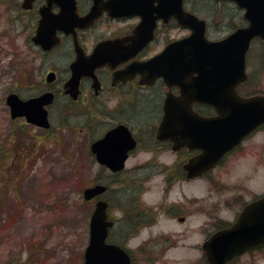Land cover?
<instances>
[{
  "label": "flooded vegetation",
  "instance_id": "af4514ba",
  "mask_svg": "<svg viewBox=\"0 0 264 264\" xmlns=\"http://www.w3.org/2000/svg\"><path fill=\"white\" fill-rule=\"evenodd\" d=\"M97 1V4L102 6L100 13L91 19L89 24L77 26L76 17L89 15L96 6L95 0H0V7L5 5L3 10H5V16L8 17L11 30H14V33L23 30L29 32V43L35 49L40 62L47 56L57 58L54 65L41 64L39 66L42 70L45 69L40 78L42 86L40 90L31 93L32 76L25 72L17 73L11 77L12 88L6 96L13 93L20 99L27 100L50 93L51 101L41 106L46 109L50 124V107L58 100L59 95L64 97L66 103L72 105L87 103L88 106L82 107L80 115H86L90 121H96L98 117L102 118L100 122L106 124L103 132L94 136L90 144L118 124L126 126L131 134L133 146L126 150L123 166L120 169L113 171L108 166L99 164L90 145L87 147L96 173L93 184L103 183L102 176H107L109 180L107 184L104 183L106 189L103 193L107 218L112 221L108 231L109 236L119 220L120 233L113 240L127 251L130 264H135L134 256L137 252L153 257L159 251L163 253L170 249L183 253L191 249L196 250L198 256L205 264H208L207 253L202 243L213 233L230 227L247 203L264 195V138L256 137L257 134L264 132V122L255 129L242 135L239 134V139L222 151L220 148L223 144L207 140L205 137L207 128L203 129L200 122L182 123L173 114L169 127L167 129L161 127L164 97L167 92H170L174 99L178 98L181 95L179 85L167 86L160 77H156L150 83H145L142 73L126 72L127 76H123L122 72L127 71L133 62L146 59L158 52L167 41L181 38L189 33V29H183L187 31L185 34L170 37L168 31L175 28L182 29L172 18L166 22L157 19L151 39L134 55L122 57L126 49L124 51L113 50L111 60L115 64L110 65L106 61L96 66L94 68L95 79L92 76H81L76 98L72 97L67 92L65 84L71 76L70 64L76 58V45L86 56L90 55L97 44L104 40L124 39L123 44L127 46L131 43L129 37L134 34L135 28L142 21L138 13H130V8L135 6L139 0H114L115 8H112V3H109L111 0ZM108 8L118 13L124 10L130 11L126 14L113 15ZM63 16L65 19L61 20ZM236 28L235 25H225L223 31L226 34L219 39ZM38 30L42 33L38 34ZM104 31L107 33H103ZM159 35L164 37H159ZM160 38L163 45L158 48ZM52 40L54 41L51 42ZM252 42H259L262 45L263 57L264 40L255 38ZM248 52L249 50L246 56V78L235 86L238 97L264 94L261 90H245L251 83L250 69L248 70L251 62L248 61ZM118 53L120 54L117 55ZM32 61H34L33 58ZM30 79V84L25 83ZM186 79L191 80L188 75ZM184 91L191 92V88ZM107 93L112 98H106ZM6 96L4 102L9 110L11 121L18 122L22 126L41 128L29 121L25 113L12 116ZM189 107L190 112L200 117L218 115L214 107L206 102L193 100ZM144 152L148 154L146 158L142 155ZM209 160L210 163H208ZM256 166L258 168L253 170ZM221 173H224V177L225 174L228 176L242 175L241 177L246 180L245 187H238L237 191L231 189V196L225 197L224 204L212 201L210 204L206 200V191L221 192L222 187L227 185L225 183L227 180L223 179ZM145 178H153L156 184L159 183L157 187L161 190L160 200L152 206L143 202L139 203L136 200L137 197H134L135 193L143 192L141 186L144 180L146 181ZM115 179L121 181L124 198L127 199L128 193L133 192L130 199L124 201L126 203L117 204L120 210L119 219L112 212V199L109 193L107 194L112 191L111 180ZM250 191L254 195L249 199ZM237 203L239 208L235 210L232 218H224L218 213L220 208L228 209ZM194 211L201 215L203 220L192 226L189 219ZM159 217L165 218L171 226H178V228L181 226V228L176 232L172 229L169 231L157 229L155 233L147 234L135 246H131L130 243L134 242L132 240L141 228L155 227ZM190 229L192 232H196L195 229H197L201 240L196 243L189 240L181 243L180 241L188 236ZM263 249L264 246L246 251L239 256ZM237 257L228 264H231Z\"/></svg>",
  "mask_w": 264,
  "mask_h": 264
},
{
  "label": "rangeland",
  "instance_id": "374dc122",
  "mask_svg": "<svg viewBox=\"0 0 264 264\" xmlns=\"http://www.w3.org/2000/svg\"><path fill=\"white\" fill-rule=\"evenodd\" d=\"M190 3L195 10L191 9ZM185 5L206 20L207 36L211 39L226 34L223 31L225 24L241 22L242 10L230 1L185 0ZM3 7L5 5L0 7V264H82L88 240V219L94 204V200L83 198L82 191L93 183L96 175L87 147L94 136L103 132L106 124L100 122L102 118L90 121L86 115H80L87 103L72 105L60 95L50 107V129L22 126L11 121L4 97L12 88V75L29 73L33 78L30 89L34 93L42 88L40 78L45 69L39 66L54 65L57 58L47 56L40 62L29 43V32L23 30L14 33ZM105 31L103 33H107ZM186 32L175 28L167 33L173 37ZM162 45L160 38L158 48ZM261 47L259 42H254L249 49L251 83L245 88L246 91H264V54L262 57ZM29 81L31 79L25 83ZM106 95V98H112L109 93ZM256 137L264 138V132ZM142 155L144 158L148 156L146 152ZM221 176L227 180V185L222 187L221 192L206 191V200L210 204H224L225 197L231 196V189L237 191L238 187H245L246 180L242 175L225 174L224 177V173H221ZM101 180L106 184L109 182L107 176H102ZM158 185L153 178L144 180L141 186L143 192L134 194L137 202L150 206L157 203L161 198ZM110 186L112 191L107 194L112 199V212L119 219L117 204L126 203L124 201L130 199L133 192H129L126 199L121 190V181L111 180ZM253 195L250 191L249 199ZM238 208L237 203L228 209L220 208L218 213L228 219ZM189 220L193 226L203 218L194 211ZM119 224L117 220L110 239L113 240L120 233ZM155 225L141 228L132 240L134 242L131 241V246L157 229L176 232L181 228L171 226L162 217L157 218ZM190 230L181 243L201 240L197 229L196 232ZM134 261L135 264H205L198 251L193 249L187 253L174 249L163 253L159 251L153 257L137 252ZM231 264H264V249L239 256Z\"/></svg>",
  "mask_w": 264,
  "mask_h": 264
},
{
  "label": "water",
  "instance_id": "95a60500",
  "mask_svg": "<svg viewBox=\"0 0 264 264\" xmlns=\"http://www.w3.org/2000/svg\"><path fill=\"white\" fill-rule=\"evenodd\" d=\"M232 1L244 9L243 16L248 24L222 39L209 40L205 37V21L184 10L182 0H139L130 8V13H138L142 21L129 37V45L123 44L124 39L104 40L87 56L76 45V58L70 64L71 76L65 84L67 92L75 97L81 76L88 75L95 79L96 66L106 61L110 65L115 64L111 60L113 50L126 49L122 57L134 55L151 38L155 19L159 17L165 21L173 16L179 24L190 29V34L169 42L159 53L147 60L133 62L127 71L122 72L123 76H127L126 72H138L144 74L143 81L146 82L161 76L167 86L179 85L181 95L178 98L174 99L170 92L164 98L161 127H169L173 114L182 123L200 122L203 129L207 128V140L223 144L220 148L222 151L235 143L239 134L242 135L264 122V95L239 98L234 89L245 78V52L250 39L254 36L264 38V0ZM95 3L96 6L89 15L76 17L77 26L89 24L100 13L102 6L97 4V0ZM109 3L115 8L114 0ZM130 10L119 13L110 11L113 15H120ZM63 19L65 16L61 17ZM37 33L42 32L38 30ZM187 75L190 81L186 79ZM190 88L191 92L184 91ZM193 100L213 105L218 115L204 118L190 112L189 104ZM6 101L11 107L12 116L25 113L29 121L43 127L49 126L46 110L41 106L51 101L50 93L27 100H21L10 93ZM132 146L129 130L123 124H118L94 141L91 150L99 163L105 164L111 170H117L123 166L126 150ZM104 189L105 186L101 184L88 186L83 190V197L90 199ZM105 209L104 200L95 202L89 217L88 241L82 264H130L129 255L123 248L106 241L108 227L112 223L107 219ZM263 244L264 196L247 204L233 226L213 234L203 247L210 264H227L234 256Z\"/></svg>",
  "mask_w": 264,
  "mask_h": 264
},
{
  "label": "trees",
  "instance_id": "16d2710c",
  "mask_svg": "<svg viewBox=\"0 0 264 264\" xmlns=\"http://www.w3.org/2000/svg\"><path fill=\"white\" fill-rule=\"evenodd\" d=\"M190 6L192 7L191 9H194V6H192V3H190ZM195 10V9H194ZM193 11V10H192ZM226 25H231V26H233V25H235V23L234 22H230V23H227Z\"/></svg>",
  "mask_w": 264,
  "mask_h": 264
}]
</instances>
